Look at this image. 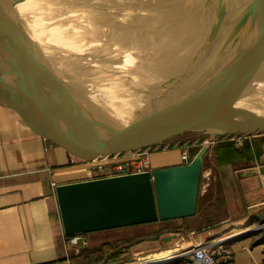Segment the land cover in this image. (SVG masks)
<instances>
[{
    "label": "crops",
    "instance_id": "1",
    "mask_svg": "<svg viewBox=\"0 0 264 264\" xmlns=\"http://www.w3.org/2000/svg\"><path fill=\"white\" fill-rule=\"evenodd\" d=\"M71 1L82 10L72 15L130 20L114 0ZM136 1L132 9L141 11L145 2ZM177 127L145 112L57 109L0 92V264H192L177 254L221 240L230 264H264V226L257 228L264 222L263 132L209 142L201 181H210L201 185L194 215L86 232L70 242L56 185L110 175L141 149L151 151L150 169L186 163L210 134L184 137Z\"/></svg>",
    "mask_w": 264,
    "mask_h": 264
},
{
    "label": "water",
    "instance_id": "2",
    "mask_svg": "<svg viewBox=\"0 0 264 264\" xmlns=\"http://www.w3.org/2000/svg\"><path fill=\"white\" fill-rule=\"evenodd\" d=\"M16 1L0 0V22ZM143 1L146 6L135 11L136 0H114L143 31L135 57L158 77L168 96L115 99L57 74L0 77V92L35 104L145 112L185 120V128L210 134L208 143L183 164L56 185L68 236L194 215L209 142L220 135L264 133V0ZM165 41L171 42L167 49L162 48Z\"/></svg>",
    "mask_w": 264,
    "mask_h": 264
},
{
    "label": "bare ground",
    "instance_id": "3",
    "mask_svg": "<svg viewBox=\"0 0 264 264\" xmlns=\"http://www.w3.org/2000/svg\"><path fill=\"white\" fill-rule=\"evenodd\" d=\"M29 2L10 3L14 10H8L0 22V45H4L0 56L15 58L0 60V74H10L1 78L32 75L29 71L46 72L74 77L99 94L115 99L169 95L158 77L135 57L136 42L143 31L133 20L72 15L82 10L71 0ZM170 43L165 41L162 48L167 49ZM15 47L19 50L13 51ZM24 51L27 57L16 56ZM31 56L34 60H29ZM23 59L28 61L27 66L20 62Z\"/></svg>",
    "mask_w": 264,
    "mask_h": 264
},
{
    "label": "built area",
    "instance_id": "4",
    "mask_svg": "<svg viewBox=\"0 0 264 264\" xmlns=\"http://www.w3.org/2000/svg\"><path fill=\"white\" fill-rule=\"evenodd\" d=\"M245 134H234L230 135V139L236 142H243L245 139ZM209 141V140H208ZM121 156L120 154H114L112 157ZM124 156V155H122ZM98 170L104 168V164H98L96 167ZM151 168V151L149 149H141L134 153L131 158H126L118 163H115L111 168V174L115 172H136L143 171ZM202 188L205 185L204 180H202ZM264 222L260 224L257 228L263 227ZM239 235V234H238ZM82 234H76L69 236L70 242L77 244L80 239H82ZM221 240L219 243H204L199 245L191 246L187 249L182 250L177 255L181 258H188L192 264H230L231 249L226 242Z\"/></svg>",
    "mask_w": 264,
    "mask_h": 264
},
{
    "label": "rangeland",
    "instance_id": "5",
    "mask_svg": "<svg viewBox=\"0 0 264 264\" xmlns=\"http://www.w3.org/2000/svg\"><path fill=\"white\" fill-rule=\"evenodd\" d=\"M25 1H27L28 2V0H25ZM31 2H33V0H30V2L29 3H31ZM107 9H110V8H107ZM16 50H19V48L18 47H15L14 49H13V51H16ZM12 51V52H13ZM29 54H27V52L26 51H24V52H22L21 54H17L16 56H20V57H27ZM4 58H6V60H15V58H12V56H6V55H4V56H0V60H2V62L4 61ZM34 60V57L33 56H31L30 58H29V60ZM42 60H44V59H42ZM22 64H25L26 66H27V64H28V61H24V59L23 60H21L20 61ZM4 66V65H3ZM38 72V71H37ZM27 73V72H26ZM39 73H46V72H39ZM29 74H35V72H32V71H29ZM1 76L0 77H5V76H7V75H10V74H5V73H3V74H0ZM182 119V118H181ZM155 120L157 121V123H159V124H161V125H163V126H169V127H171V126H175V127H177V128H182L183 130H184V137L185 136H187V137H189V135H195V134H198V136H200L201 138H206L208 135H209V132L208 131H206V130H203V129H188L187 130V128H185L184 126H186L184 123H185V120H182V121H177L176 119H167V118H162V119H158V118H155ZM214 123H216V122H214ZM189 130H191V131H194V132H192V133H190V132H186V131H189ZM194 133V134H193ZM210 181V177L209 176H205L204 177V184L206 185L208 182ZM204 187V186H203ZM205 187H207V186H205ZM233 235V234H232ZM172 257H174V256H172ZM136 263V262H135ZM128 264V263H127Z\"/></svg>",
    "mask_w": 264,
    "mask_h": 264
}]
</instances>
